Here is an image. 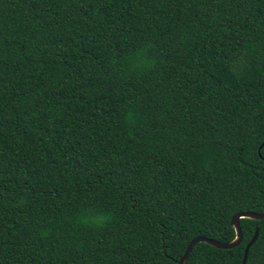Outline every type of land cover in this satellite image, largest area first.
<instances>
[{"label":"trees","instance_id":"obj_1","mask_svg":"<svg viewBox=\"0 0 264 264\" xmlns=\"http://www.w3.org/2000/svg\"><path fill=\"white\" fill-rule=\"evenodd\" d=\"M263 210L264 0H0V264H177ZM240 227L185 264H264Z\"/></svg>","mask_w":264,"mask_h":264},{"label":"water","instance_id":"obj_2","mask_svg":"<svg viewBox=\"0 0 264 264\" xmlns=\"http://www.w3.org/2000/svg\"><path fill=\"white\" fill-rule=\"evenodd\" d=\"M241 219H249V220H253V221H259L261 219H264V210L259 212V213L244 212V213L235 214L230 220V226L235 231V238L229 243L222 244V243H219V242L212 240V239H207L204 237H195L194 239H192L188 243V245L184 251V254L182 255V257L180 258V260L178 261L177 264H185L190 252L192 251V248L196 244H199V243H206V244L211 245L212 247H215L216 249H222V250H230V249L238 247L242 242V231H241V227H240V220ZM257 236H258V229L255 230L252 239L247 243V245L244 249L243 259H242L241 264H246L249 249L255 243Z\"/></svg>","mask_w":264,"mask_h":264},{"label":"clouds","instance_id":"obj_3","mask_svg":"<svg viewBox=\"0 0 264 264\" xmlns=\"http://www.w3.org/2000/svg\"><path fill=\"white\" fill-rule=\"evenodd\" d=\"M134 67L143 68L147 70H151L153 67V64L147 60L139 59L138 64ZM82 223L85 224V226L92 227L98 230H102L106 224L109 222V218L106 216H100V217H93L90 220H82Z\"/></svg>","mask_w":264,"mask_h":264}]
</instances>
